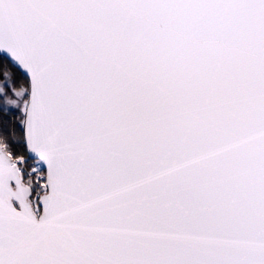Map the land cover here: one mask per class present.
I'll return each instance as SVG.
<instances>
[{
	"label": "snow or ice",
	"instance_id": "snow-or-ice-1",
	"mask_svg": "<svg viewBox=\"0 0 264 264\" xmlns=\"http://www.w3.org/2000/svg\"><path fill=\"white\" fill-rule=\"evenodd\" d=\"M0 264H264V0H0Z\"/></svg>",
	"mask_w": 264,
	"mask_h": 264
}]
</instances>
